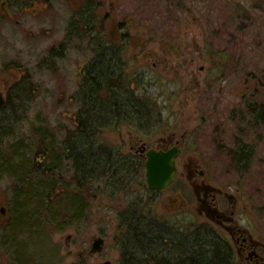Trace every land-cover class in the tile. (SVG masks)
<instances>
[{
  "label": "rangeland",
  "instance_id": "obj_1",
  "mask_svg": "<svg viewBox=\"0 0 264 264\" xmlns=\"http://www.w3.org/2000/svg\"><path fill=\"white\" fill-rule=\"evenodd\" d=\"M81 3L0 0V91L5 95L10 92L24 76L20 72L34 88L26 101H18L14 91L11 106L0 111V206L3 203L10 212V223L15 222V198L22 196L17 191V176L27 174L24 188L29 181L39 179L32 160L37 130L59 144L63 140L61 130L72 128L71 118L79 107L74 96L81 71L94 55L88 40L68 45L63 58L50 60L49 68L43 60L51 48L65 42ZM95 3L99 6L96 27L103 26L107 43L122 51L125 75L133 85L130 89L149 98L158 110L151 125L146 123L143 129L111 128L102 141L120 148L123 154L131 147L138 150L144 142L153 145L171 134L179 138L187 134L178 161L180 175L188 159L198 162L216 187L238 198L239 224L264 242V117L256 123L246 107L250 102L264 104V0ZM238 142L252 150L245 172L230 158ZM9 161L22 170H7L4 164ZM139 183L133 185L129 196L119 194L124 199L118 202L112 195L96 197L85 219L72 228L51 229V236L40 238L21 229L14 243L24 248L21 254L27 251L31 264H74L93 238L103 234L109 244L104 259L87 257L84 262L111 260L117 264L116 211L144 192ZM184 184L178 179L173 188L161 194L155 212L182 225L194 219L202 222L194 210L174 213L184 200L192 198L188 188L182 190ZM175 189L180 195L168 201ZM5 221L0 220V264L1 258L13 264L19 254L13 255L4 245L9 236L3 229ZM14 227L18 229V224ZM219 232L231 241L228 233ZM38 239L45 242L46 249L38 245Z\"/></svg>",
  "mask_w": 264,
  "mask_h": 264
},
{
  "label": "trees",
  "instance_id": "obj_2",
  "mask_svg": "<svg viewBox=\"0 0 264 264\" xmlns=\"http://www.w3.org/2000/svg\"><path fill=\"white\" fill-rule=\"evenodd\" d=\"M98 9L95 0H82L70 22L65 42L58 48H51L43 60V65L49 68L50 60L63 58L68 45L81 40H88L94 54L81 71V81L74 96L79 107L72 115V128L61 130L63 140L59 144L48 140L46 133L37 130V148L32 160L39 179L36 182L29 181L28 188H24L27 174L20 173L16 178L17 191H20L19 195L22 196L15 198V222L10 223L9 212V218L3 224L4 232L9 233V236L5 237L4 245L7 250L13 251V255L18 252L19 258L24 260L27 258V251L21 254L20 251L24 248L14 243L17 231L28 230V234L40 238L41 235L51 236V229L63 231L65 228H72L85 219L90 202L96 197H115L114 194L126 197L132 193L131 188L136 182H120L121 188L117 179H140L145 175L142 163L129 169L120 167L110 148L111 144L101 139L106 131L116 128L118 123L121 127L126 126L129 129H143L146 123L151 125L154 118L157 119L158 110L149 98L142 97L130 89L133 85L125 75L122 51L119 47L107 43L103 36V26L100 29L96 27ZM15 70L18 71V68ZM20 73L24 76L7 92V104L0 111H5L11 106L14 91L18 101L29 100L34 88L30 87L27 75ZM246 107L247 113L256 123L263 119L264 104L259 106L250 102ZM251 155V148L241 142L230 152L233 164L243 172L248 170V159ZM2 158L1 155L0 159ZM4 165L12 172L22 170L20 166L16 167L12 163L10 165V161ZM140 184L146 187L145 183ZM118 221L120 264L236 262L235 249L229 239L208 223L195 219L186 225L177 220L171 222L161 218L149 203H139L137 200L132 201L126 211L120 213ZM15 223L18 224V229L14 227ZM37 241L39 246L46 247L45 242L40 239ZM31 262L32 260L27 258L20 264ZM74 264L86 263L79 261Z\"/></svg>",
  "mask_w": 264,
  "mask_h": 264
},
{
  "label": "flooded vegetation",
  "instance_id": "obj_3",
  "mask_svg": "<svg viewBox=\"0 0 264 264\" xmlns=\"http://www.w3.org/2000/svg\"><path fill=\"white\" fill-rule=\"evenodd\" d=\"M115 125V124H114ZM117 129L121 127L120 123L115 125ZM187 134L183 137L179 138L177 134H171L167 138H163L158 140L153 145H149L147 142H144L138 150H135L134 147H131L127 152L122 154V150L117 147H110L114 155L117 159V164L122 168H132L136 164H144L145 167V175L140 177V179H132L131 177H125L122 179H117V181L123 183H139L138 181L145 183L146 187L140 186L139 188L144 190L141 192L137 198V202H147L149 203L152 210L155 211V204H159L161 199V194L166 191H169L173 188L176 180L181 179L184 180L186 185L182 187L183 189H189L192 198L186 199L182 203L179 208H176L174 211L175 215H179L184 212H188V210H194L196 212L199 219L203 220L204 223L215 225V229L221 232L228 233L231 241L230 243L233 245L235 249V253L237 256L235 264H264V242L257 240L253 235H250L249 232L243 228L238 222V209L240 206V202L236 196L231 194L229 191L216 187L211 179L206 176L205 170L202 168L198 162H194L193 159H188L184 165L183 169L185 170L181 175L179 172L178 161L183 153L184 145L186 144ZM178 149L180 150V154L176 159L177 166V175L174 183H172L167 189L163 191H151L147 185L146 179V163L148 160V153L150 151H155L158 153H169L170 151ZM187 173V175L185 174ZM140 184V183H139ZM141 185V184H140ZM119 187L122 188L121 183ZM132 189V188H131ZM118 200L123 198L119 194H114ZM178 190H172L171 196H168V201H173L175 196H178ZM124 196V195H123ZM113 197V195H112ZM124 199V198H123ZM132 202V201H131ZM129 202V204L131 203ZM128 207V206H127ZM126 207V208H127ZM118 208V207H116ZM125 207H119L116 211V243L119 250V259L121 258L120 251V236L118 232L119 228V215L122 211H126ZM193 208V209H192ZM173 213V214H174ZM179 213V214H177ZM174 215V216H175ZM1 218V217H0ZM9 218V217H8ZM1 220V219H0ZM5 221V220H1ZM202 221V222H203ZM113 234V232H112ZM98 240H102V244L100 246V251L95 250V244ZM118 240V241H117ZM108 240L105 235L96 236L93 238L92 243L88 246L87 250L80 254V261H86L85 258H101L104 259V255L108 250ZM2 264H6L1 258ZM13 264H20L21 261L25 262L24 258H19V256H14ZM105 262H111L112 264H116L111 260L100 261L97 264H102ZM120 264V261H118ZM117 263V264H118Z\"/></svg>",
  "mask_w": 264,
  "mask_h": 264
},
{
  "label": "water",
  "instance_id": "obj_4",
  "mask_svg": "<svg viewBox=\"0 0 264 264\" xmlns=\"http://www.w3.org/2000/svg\"><path fill=\"white\" fill-rule=\"evenodd\" d=\"M7 104L6 95L0 91V109ZM180 154V150L174 149L169 153H158L150 151L146 163V179L149 190L163 191L167 189L174 181L177 175L176 159ZM9 216L6 206L1 203L0 217L1 220H6ZM102 240H98L95 244V250L100 251ZM102 264H112L105 262Z\"/></svg>",
  "mask_w": 264,
  "mask_h": 264
}]
</instances>
